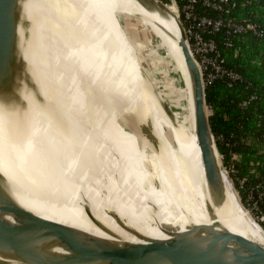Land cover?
Masks as SVG:
<instances>
[{
  "label": "bare ground",
  "instance_id": "1",
  "mask_svg": "<svg viewBox=\"0 0 264 264\" xmlns=\"http://www.w3.org/2000/svg\"><path fill=\"white\" fill-rule=\"evenodd\" d=\"M108 1L136 14L163 46V55L174 61L186 84L181 91L166 81L169 96L164 100L174 121L136 79L131 62L137 54L128 35L134 31L113 19V3L106 8L102 0H29V15L37 19L27 60L43 97L69 129L60 130L34 101L26 132L0 118V176L6 195L43 219L120 245L173 244L191 228L233 232L263 243L264 232L240 207L230 186L226 210L216 211L175 20L147 12L135 0ZM166 125L169 130L175 126L173 134ZM147 133L156 145L146 139ZM34 154L43 163L35 166ZM78 190L81 196L73 203L69 198L75 199ZM86 205L109 233L87 215ZM48 252L57 255L58 250Z\"/></svg>",
  "mask_w": 264,
  "mask_h": 264
},
{
  "label": "water",
  "instance_id": "2",
  "mask_svg": "<svg viewBox=\"0 0 264 264\" xmlns=\"http://www.w3.org/2000/svg\"><path fill=\"white\" fill-rule=\"evenodd\" d=\"M28 1L0 0V118L15 126V130L23 128L26 132L30 104L34 101L39 112L48 115L60 130L67 132L69 124L43 97V89L36 83L33 66L27 60L37 19L36 15H29ZM135 1L149 13L164 20H175L180 34L178 44L192 87L197 143L216 211L226 210L230 187L244 210L211 130L212 111L207 106L202 74L191 53L182 22L162 0ZM145 79H149L147 75ZM147 84L160 108L174 121L173 112L163 96L154 84L151 86L150 81ZM51 88V85L47 86L49 94ZM146 137L154 141L151 133ZM47 153L50 158L49 149ZM5 186L0 176V264H264V242L213 229L191 228L178 235L173 244L157 240L147 244H116L35 215L8 197ZM85 211L105 233L110 232L94 219L87 205ZM111 217L117 225L121 223L116 215L111 214ZM52 247L61 255L49 253Z\"/></svg>",
  "mask_w": 264,
  "mask_h": 264
},
{
  "label": "trees",
  "instance_id": "3",
  "mask_svg": "<svg viewBox=\"0 0 264 264\" xmlns=\"http://www.w3.org/2000/svg\"><path fill=\"white\" fill-rule=\"evenodd\" d=\"M162 1L172 4L171 0ZM225 10L220 13L224 18L255 24L262 34L215 36L224 67L242 80L231 88L226 80L205 88L206 103L212 111L209 121L241 201L247 205L254 189L259 212L264 214V200L257 198L264 183V0H230Z\"/></svg>",
  "mask_w": 264,
  "mask_h": 264
},
{
  "label": "built area",
  "instance_id": "4",
  "mask_svg": "<svg viewBox=\"0 0 264 264\" xmlns=\"http://www.w3.org/2000/svg\"><path fill=\"white\" fill-rule=\"evenodd\" d=\"M168 5L178 16L185 29L189 47L202 74L206 88L218 80H226L229 88L241 81L239 74L227 70L222 62L221 52L215 36L224 33L226 36L253 33L261 35L259 27L252 23H242L220 15L227 10L230 0H171ZM212 13H218L214 15ZM182 17V18H181ZM230 46V43H226ZM255 96H253V99ZM257 198L264 200V183L259 186ZM246 207L250 208L258 223L264 225V214L259 212L254 189L247 199Z\"/></svg>",
  "mask_w": 264,
  "mask_h": 264
},
{
  "label": "rangeland",
  "instance_id": "5",
  "mask_svg": "<svg viewBox=\"0 0 264 264\" xmlns=\"http://www.w3.org/2000/svg\"><path fill=\"white\" fill-rule=\"evenodd\" d=\"M102 2L106 8L111 6V3H113L108 0H102ZM112 17L115 21L123 22L127 28L129 27L134 31L132 35L131 33L128 34L130 36L129 42L133 43L135 52L137 54L134 56V60L131 63L136 79H138L144 87H147L149 85L147 84V81H150L151 86L154 84L155 89H157L163 98L169 96V90L166 81H172L173 84H170L172 88L177 87V90L179 89L181 91L186 89V84L181 81L180 77L175 71L174 61L170 56L163 55V46L161 47V45L157 44L155 41L156 38L153 36L150 30L146 28V25L140 21L136 14L128 11L126 8L119 5V3H113ZM145 74L149 79H145ZM164 128L169 134H173L172 130H175V126L173 125L172 127L170 126L171 132L167 125ZM178 145L182 151H188L187 146L182 145L180 142H178ZM32 162L36 166L42 161L39 159V156L34 154ZM80 193L81 191L78 190L77 197L75 199L69 198L70 196L67 194L64 195L74 203L72 200H78L81 196ZM241 203L243 204L244 210L248 213L250 218L255 223L260 225L250 208L246 207L242 201ZM261 228L264 230L263 226H261Z\"/></svg>",
  "mask_w": 264,
  "mask_h": 264
}]
</instances>
